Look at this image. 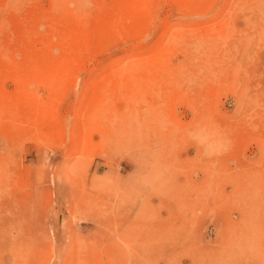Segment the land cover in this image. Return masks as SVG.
Returning <instances> with one entry per match:
<instances>
[{
  "label": "rangeland",
  "instance_id": "rangeland-1",
  "mask_svg": "<svg viewBox=\"0 0 264 264\" xmlns=\"http://www.w3.org/2000/svg\"><path fill=\"white\" fill-rule=\"evenodd\" d=\"M0 264H264V0H0Z\"/></svg>",
  "mask_w": 264,
  "mask_h": 264
}]
</instances>
